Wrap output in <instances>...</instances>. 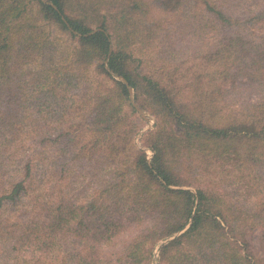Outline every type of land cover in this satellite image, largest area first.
Listing matches in <instances>:
<instances>
[{
    "label": "trees",
    "instance_id": "1",
    "mask_svg": "<svg viewBox=\"0 0 264 264\" xmlns=\"http://www.w3.org/2000/svg\"><path fill=\"white\" fill-rule=\"evenodd\" d=\"M153 259L264 264V0H0V264Z\"/></svg>",
    "mask_w": 264,
    "mask_h": 264
},
{
    "label": "rangeland",
    "instance_id": "2",
    "mask_svg": "<svg viewBox=\"0 0 264 264\" xmlns=\"http://www.w3.org/2000/svg\"><path fill=\"white\" fill-rule=\"evenodd\" d=\"M190 52H191V47H189V49H188L187 57L190 56ZM143 115L145 117V122L143 124V128H142L140 133L146 132L149 128L152 127L153 122H154V118L148 112H144ZM139 144H140V141H139ZM147 153H148V155H150L152 152L149 149H147ZM251 233H252V235L250 236L251 242L253 243V245L257 246V244H258V241H257V239H258V231L251 232ZM157 254H158V251H157V247H156L154 249L153 258H155L157 256ZM152 264H158L156 259H153Z\"/></svg>",
    "mask_w": 264,
    "mask_h": 264
},
{
    "label": "water",
    "instance_id": "3",
    "mask_svg": "<svg viewBox=\"0 0 264 264\" xmlns=\"http://www.w3.org/2000/svg\"><path fill=\"white\" fill-rule=\"evenodd\" d=\"M176 234H177V233H176ZM176 234H174V235H176ZM174 235L168 237V239H166V240H169V239L173 238ZM162 242H164V241H162Z\"/></svg>",
    "mask_w": 264,
    "mask_h": 264
}]
</instances>
